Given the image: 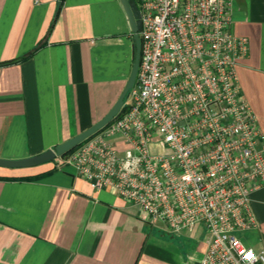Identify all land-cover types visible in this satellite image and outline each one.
Segmentation results:
<instances>
[{"label": "crops", "instance_id": "crops-1", "mask_svg": "<svg viewBox=\"0 0 264 264\" xmlns=\"http://www.w3.org/2000/svg\"><path fill=\"white\" fill-rule=\"evenodd\" d=\"M231 18L232 34L249 44L236 67L240 91L264 137V0H232ZM133 58L119 0H0V159L34 157L100 121ZM251 208L257 226L235 236L264 251V188ZM206 239L203 225L172 233L142 221L63 157L0 168V264H200Z\"/></svg>", "mask_w": 264, "mask_h": 264}, {"label": "built area", "instance_id": "built-area-1", "mask_svg": "<svg viewBox=\"0 0 264 264\" xmlns=\"http://www.w3.org/2000/svg\"><path fill=\"white\" fill-rule=\"evenodd\" d=\"M231 4L136 0L135 83L119 114L62 157L150 225H203L200 264H264V251L235 236L257 226L251 195L264 188V137L238 83L249 44L231 32ZM116 139L127 149L118 152Z\"/></svg>", "mask_w": 264, "mask_h": 264}, {"label": "water", "instance_id": "water-1", "mask_svg": "<svg viewBox=\"0 0 264 264\" xmlns=\"http://www.w3.org/2000/svg\"><path fill=\"white\" fill-rule=\"evenodd\" d=\"M119 1L122 4V7L124 9V12L126 14L130 26V32L132 34V39L134 44V58L127 83L121 95L119 96L118 100L114 104V106L100 121H98L92 127L72 137L68 141H65L64 143L57 145L56 147H54V149L47 150L39 155L26 159H20V160L0 159V168H6V169L30 168L47 162H51L58 157H62L66 155L68 152L79 146L85 140H87L94 134L101 131L119 114L127 93L132 89L135 83L138 64H139V54H140V40L138 36V27L133 12L131 10L129 0H119Z\"/></svg>", "mask_w": 264, "mask_h": 264}, {"label": "trees", "instance_id": "trees-1", "mask_svg": "<svg viewBox=\"0 0 264 264\" xmlns=\"http://www.w3.org/2000/svg\"><path fill=\"white\" fill-rule=\"evenodd\" d=\"M135 2H136V0H134L133 3H132V10H133V15H134V17H136V10H134ZM91 137H92V136H91ZM88 139H89V138H88ZM88 139H87V140H88ZM87 140H85V141H87ZM85 141H84V142H85ZM84 142H83V143H84ZM83 143H81V144H83ZM81 144H80V145H81ZM80 145H79V146H80ZM77 147H78V146H77ZM77 147H76V148H77ZM74 149H75V148H74ZM74 149H72V150H74ZM72 150H71V151H72ZM71 151H70V152H71ZM68 153H69V152H68Z\"/></svg>", "mask_w": 264, "mask_h": 264}, {"label": "flooded vegetation", "instance_id": "flooded-vegetation-1", "mask_svg": "<svg viewBox=\"0 0 264 264\" xmlns=\"http://www.w3.org/2000/svg\"><path fill=\"white\" fill-rule=\"evenodd\" d=\"M133 1H134V0H129L131 10H132V3H133ZM132 12H133V10H132Z\"/></svg>", "mask_w": 264, "mask_h": 264}, {"label": "snow or ice", "instance_id": "snow-or-ice-1", "mask_svg": "<svg viewBox=\"0 0 264 264\" xmlns=\"http://www.w3.org/2000/svg\"><path fill=\"white\" fill-rule=\"evenodd\" d=\"M251 255H252V254H251V253H249V254H248V257L250 258V257H251Z\"/></svg>", "mask_w": 264, "mask_h": 264}, {"label": "rangeland", "instance_id": "rangeland-1", "mask_svg": "<svg viewBox=\"0 0 264 264\" xmlns=\"http://www.w3.org/2000/svg\"><path fill=\"white\" fill-rule=\"evenodd\" d=\"M134 10H135V5H134Z\"/></svg>", "mask_w": 264, "mask_h": 264}]
</instances>
